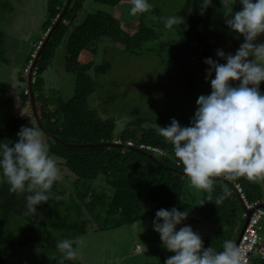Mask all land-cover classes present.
<instances>
[{"label":"trees","instance_id":"1","mask_svg":"<svg viewBox=\"0 0 264 264\" xmlns=\"http://www.w3.org/2000/svg\"><path fill=\"white\" fill-rule=\"evenodd\" d=\"M123 1L47 0V19L42 25L43 34L38 38L40 49L35 48L36 55L30 58L32 67L26 69L27 74L24 75L26 66L21 71L20 77L27 82V88L20 96L30 101L32 115L45 136L49 153L63 161L68 172L63 179L70 184V188L64 181L58 180L50 190L49 201L38 205L37 212L28 213L25 207L27 194L9 192V185L0 182V248L28 247L30 238L26 237L29 232L35 234L38 226L60 229L65 238H80L89 229L118 228L136 223L144 215L155 218L160 208L170 210L177 207L185 211L191 207L185 199L190 180L183 172V165L174 156L172 145L159 135L156 125L145 127L143 120H132L133 117L124 114V117L121 114L118 117L119 112L101 114L98 110L100 105L97 104V109L92 105L102 88L97 77L110 70V64L96 60L101 41L133 54L158 50L163 55L169 45L158 43L157 28L140 23L139 28L132 32L123 28L121 20L113 13L99 8L105 5L116 7ZM91 2L97 5L96 10L88 8ZM220 3V0H213L202 15L198 0H190L181 14L187 26L165 29L173 31L174 38H180L177 40L181 48L179 52L191 51L203 61L208 57L213 59L214 44L202 29L209 30L216 24L215 5L220 6ZM61 15H64L63 18H60ZM217 28L220 33L226 29ZM8 41L0 30V64L3 65L10 64L7 50L11 42ZM172 41L174 44L175 40ZM58 51L63 52L67 75L75 80L74 94L68 100L61 97V91L52 90L51 97H46L44 92V73L53 65ZM31 71L34 81L29 85ZM101 100L103 102V96ZM38 102L42 105L38 106ZM12 118L0 124V142L18 140L17 133L25 124L22 117ZM118 118L125 119L127 123V127L119 133ZM130 141L135 145H129ZM140 143L159 147L164 154L139 149ZM99 181L104 182L103 187L96 184ZM262 182L227 175L214 178L211 195L214 199L223 196L222 202L216 205L214 201L205 200L202 205L196 204L202 231L207 229L200 233L205 248L213 247L220 251L224 240L237 243L245 219L244 203L236 184L242 186L250 202L260 201L259 205H263ZM200 192L199 202L208 195L202 190ZM65 197L67 204L62 206L61 200ZM12 225L19 230L24 229L20 231V237L26 235L24 241L11 239L15 238L11 237ZM171 255L174 253L166 251L157 261L147 264H164ZM0 264L18 263L0 254ZM72 264L85 263L76 261ZM251 264H264V261L255 255Z\"/></svg>","mask_w":264,"mask_h":264},{"label":"rangeland","instance_id":"2","mask_svg":"<svg viewBox=\"0 0 264 264\" xmlns=\"http://www.w3.org/2000/svg\"><path fill=\"white\" fill-rule=\"evenodd\" d=\"M189 1L150 0L153 5L151 10L136 16L129 14L131 0H124L116 7L99 5V8L117 16L123 28H128L127 30L132 32L139 28L140 23L157 28L158 43L169 45L165 47L163 55L158 50L133 54L121 51L117 45H111L105 40L101 41L98 44L99 52L96 60L110 64V70L107 74H100L97 77L99 86L102 88L96 96V102L92 103L93 108L97 109L99 104L98 110L101 114L107 111L119 112V115L133 117L132 120L137 118L143 120L145 127L156 125V129L159 126L169 125L173 118L178 120L181 126L190 125L198 107L197 98L211 92L210 82L205 79V70L209 66L191 51L179 52L181 48L177 40L180 38H174L173 31H166L161 20V17L176 13L181 16ZM90 6L88 8L91 11L98 8L92 2ZM241 8L242 5L239 3L234 6L235 10ZM215 9L217 25L211 26L209 30L202 29V32L208 34L210 42L214 44L213 59L225 63V60L217 56V50L221 49L226 54H235L244 38L230 31L226 25L222 4L215 5ZM25 12H27L26 15L31 13L24 16ZM206 16L208 18V15ZM46 19L47 0H0V30L5 33V38L10 40L8 42H11L7 50L10 64H0V124L12 120V117H22L25 124L23 126L33 125L40 131L32 115L30 101L20 96L22 90L27 88V82L23 81L20 75L25 66L24 75L27 74L26 69L32 67L30 58L36 55L35 48L40 44L38 38L43 34L42 25ZM217 26L226 29L220 33ZM217 33L219 35H215ZM172 39L175 40L174 44ZM257 42H264V35L258 37ZM154 44L156 45L157 42ZM62 53L58 51V55L53 59V65L44 73L46 81L44 92L46 97H51L52 90H58L61 91V97L68 100L74 94L75 80L65 71ZM26 62H28L27 65ZM260 90L264 92V82L261 83ZM101 95L103 102H101ZM41 105V102H38V106ZM125 127H127L126 120L118 118L117 133L123 131ZM40 133L45 141L44 134L41 131ZM52 157L57 161L60 169L59 181H64V184L66 183L70 188V184L63 179L68 175L63 161ZM261 181L264 187V180ZM96 184L103 187L104 182L99 181ZM106 191L109 190L106 189ZM200 193V190L190 184L185 199L191 203L192 208H186L189 215L180 225V227L190 225L199 234L207 230L202 231L201 220L196 210L198 206L196 204L201 202H199ZM66 200V197L61 200L62 206L67 204ZM153 220V217L144 215L138 222L118 228L98 231L89 229L87 234L80 237L84 240V245L79 257L75 261H66L65 264L76 261H82L85 264H147L157 261L162 253L168 250L162 246L159 233L154 231ZM11 228L13 229L10 230L11 237L16 238H11L12 240L15 242L19 239L25 240L26 235L20 237V231L24 229L19 230L16 225H12ZM63 235L60 229L38 226L35 234L32 235L29 232L26 237L30 238L28 247L0 248V254L18 264H58L57 258L61 254L55 248V241L65 238ZM262 237L264 239V231ZM137 246H140L141 250Z\"/></svg>","mask_w":264,"mask_h":264},{"label":"clouds","instance_id":"3","mask_svg":"<svg viewBox=\"0 0 264 264\" xmlns=\"http://www.w3.org/2000/svg\"><path fill=\"white\" fill-rule=\"evenodd\" d=\"M198 2L203 15L213 0ZM237 3L242 5L240 10L234 9ZM221 4L226 25L242 35L243 42L235 54L217 50L225 63L211 57L204 60L209 66L205 79L211 92L197 98L190 125L181 126L173 118L169 125L158 128L159 135L172 145L191 185L208 193L200 205L205 200L216 205L222 202L223 196L214 199L211 195L215 177L264 180V92L260 90L264 82V42H257L264 35V0H221ZM152 7L150 0H131L129 14H144ZM161 20L165 29L187 26L185 18L177 13ZM17 136L15 142H0V182L9 185V192L26 193V210L35 213L38 205L49 201L60 169L37 128L22 126ZM139 149L164 154L161 148L146 143H140ZM188 215L187 210L177 207L160 208L155 213L153 229L159 233L162 246L174 253L164 264H243L235 241L224 240L222 250L217 251L205 248L201 235L190 225L178 227ZM83 245L79 237L57 239L55 248L61 254L58 264L75 261Z\"/></svg>","mask_w":264,"mask_h":264},{"label":"built area","instance_id":"4","mask_svg":"<svg viewBox=\"0 0 264 264\" xmlns=\"http://www.w3.org/2000/svg\"><path fill=\"white\" fill-rule=\"evenodd\" d=\"M36 49H40V44ZM128 144L132 146L133 142H129ZM142 146L144 147V145ZM236 188L244 203L243 217L245 220L249 218L248 224L238 243L243 257V264H251L252 258L255 255L264 261V239L262 237L264 230V208L260 207V201L250 202L240 184H236ZM249 211H252L250 216Z\"/></svg>","mask_w":264,"mask_h":264},{"label":"water","instance_id":"5","mask_svg":"<svg viewBox=\"0 0 264 264\" xmlns=\"http://www.w3.org/2000/svg\"><path fill=\"white\" fill-rule=\"evenodd\" d=\"M63 16H64V15H61L60 18H63ZM32 75H33V73H32V71H31V72L29 73V78H28L29 85H30L31 82H32ZM31 97H32V95H31ZM260 207H263V208H264V204H263V205H260ZM251 213H252V211H249V216L251 215ZM248 219H249V218H247V219L245 220V222H244V226H243L242 232H241V234H240V237H239V239H238V241H237V244L239 243V240H240V238H241V235H242V233L244 232V230H245V228H246V226H247V224H248Z\"/></svg>","mask_w":264,"mask_h":264},{"label":"crops","instance_id":"6","mask_svg":"<svg viewBox=\"0 0 264 264\" xmlns=\"http://www.w3.org/2000/svg\"><path fill=\"white\" fill-rule=\"evenodd\" d=\"M26 13H27V12L24 13V16H28V15H30L31 12H30L29 14H27V15H26Z\"/></svg>","mask_w":264,"mask_h":264}]
</instances>
